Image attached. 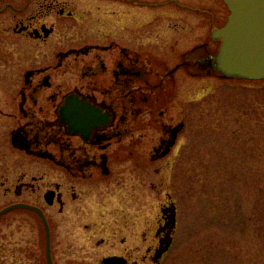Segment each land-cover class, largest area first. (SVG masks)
Returning <instances> with one entry per match:
<instances>
[{
	"label": "flooded vegetation",
	"instance_id": "1",
	"mask_svg": "<svg viewBox=\"0 0 264 264\" xmlns=\"http://www.w3.org/2000/svg\"><path fill=\"white\" fill-rule=\"evenodd\" d=\"M220 2L0 0V182L13 183L5 189L3 208L23 203L42 209L53 264L59 263L47 207L62 215L108 196L135 204L138 177L124 167L132 154L151 160L148 180L156 187L155 170L160 175L153 165L176 147L186 112L176 124H160L164 132L157 145L134 133L144 108L182 93L188 77L220 76L207 65L222 43L213 32L229 17ZM70 97L82 105V114L92 111L90 125L63 122L61 110ZM167 196L151 235L120 230L96 242L109 252L100 264L108 257H120L123 264L163 262L175 243L178 217ZM15 211L33 214L44 226L49 264L42 217L26 207L5 215ZM140 239L145 246L138 256Z\"/></svg>",
	"mask_w": 264,
	"mask_h": 264
},
{
	"label": "rangeland",
	"instance_id": "2",
	"mask_svg": "<svg viewBox=\"0 0 264 264\" xmlns=\"http://www.w3.org/2000/svg\"><path fill=\"white\" fill-rule=\"evenodd\" d=\"M220 6L229 13L224 2ZM165 101L144 108L134 133L157 145L164 132L160 124H176L186 112L176 147L155 160V188L148 180L151 160L132 154L124 167L138 177L135 204L108 196L62 215L47 207L59 264H100L109 252L96 242L115 231L151 235L167 192L178 217L175 243L161 264H264V79L188 77L182 93ZM12 184L0 182V209ZM139 243L141 256L145 244ZM0 264H47L44 226L33 214L15 211L0 219Z\"/></svg>",
	"mask_w": 264,
	"mask_h": 264
},
{
	"label": "water",
	"instance_id": "3",
	"mask_svg": "<svg viewBox=\"0 0 264 264\" xmlns=\"http://www.w3.org/2000/svg\"><path fill=\"white\" fill-rule=\"evenodd\" d=\"M230 10L226 24L213 32L221 39L219 52L212 56L207 65L226 78L248 80L264 79V0H223ZM74 97L67 99L62 107L63 122L86 127L93 122L92 111L85 110ZM19 207L32 209L42 217L47 232V258L53 264L50 249V226L41 208L29 204H14L0 210V217ZM175 223V216L173 217ZM170 243L165 246L168 250ZM104 264H123L120 257H108Z\"/></svg>",
	"mask_w": 264,
	"mask_h": 264
}]
</instances>
